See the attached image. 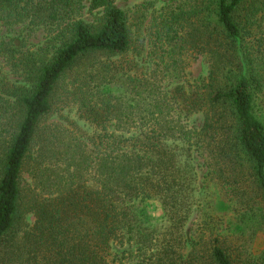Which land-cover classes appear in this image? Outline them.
Instances as JSON below:
<instances>
[{"label": "trees", "instance_id": "obj_1", "mask_svg": "<svg viewBox=\"0 0 264 264\" xmlns=\"http://www.w3.org/2000/svg\"><path fill=\"white\" fill-rule=\"evenodd\" d=\"M118 2L0 0V28L46 34L31 55L0 40L17 75L0 73V264H246L208 222L187 227L214 180L241 203L239 242L264 224V0ZM199 57L209 77L191 81Z\"/></svg>", "mask_w": 264, "mask_h": 264}, {"label": "rangeland", "instance_id": "obj_2", "mask_svg": "<svg viewBox=\"0 0 264 264\" xmlns=\"http://www.w3.org/2000/svg\"><path fill=\"white\" fill-rule=\"evenodd\" d=\"M142 0H119L118 5L125 11H131L135 6L139 4ZM163 2H171V0H160ZM137 22V21H136ZM256 33L255 38L251 44V53L253 57L259 59L256 62V73L258 79L253 84L254 88V101L253 110L257 118L264 124V18L262 22H259L253 26ZM0 40L11 41L18 47V53L23 52L26 54L36 53L39 47L45 40L46 34L42 30H30L25 29L22 26H16L13 28L1 27ZM135 28H133L134 30ZM137 38V36H135ZM209 60L206 57H199L197 60L193 61L192 65L188 69V78L191 81H199L207 79L209 77ZM0 73L6 75L9 79H17V75L14 74L13 64L0 58ZM19 78V77H18ZM65 115H69L68 111L64 112ZM195 123L198 126H202L203 119L201 117L196 118ZM207 153H201L200 156L196 157L197 166L200 170L201 178L207 172V166H204L205 158ZM209 181V179H208ZM248 195L251 200L254 195L253 184L249 183ZM226 193L222 189V183L220 180H214L210 183L209 189L205 190L201 194V207L198 212L193 216L187 227V233L189 235L196 233H203L206 228L205 224L208 222L210 228L214 231L215 235L220 237L222 240L225 237H230L228 242V247L230 251L236 253V256L246 261V264H252L251 260L253 258L249 257L251 253L254 257L261 256L264 253V224L259 227L261 230L259 233L258 227L252 228L248 227L245 233L244 242H239L236 236V229L234 223L236 221L237 213L233 212L236 209L241 208V203L233 198L227 199ZM214 202L213 210L208 208V202ZM264 206V202H261ZM149 211L154 218H160L162 216V209L157 203H152L149 206ZM205 215H212L214 221H211ZM208 219V220H207ZM208 226V227H209ZM243 252V255L240 253ZM256 264H264V261L259 260Z\"/></svg>", "mask_w": 264, "mask_h": 264}]
</instances>
